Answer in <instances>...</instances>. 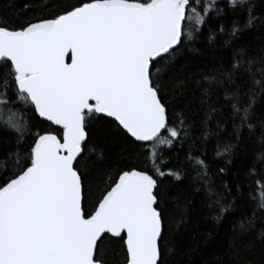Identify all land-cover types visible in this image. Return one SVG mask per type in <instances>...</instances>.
<instances>
[{
	"label": "snow or ice",
	"instance_id": "snow-or-ice-1",
	"mask_svg": "<svg viewBox=\"0 0 264 264\" xmlns=\"http://www.w3.org/2000/svg\"><path fill=\"white\" fill-rule=\"evenodd\" d=\"M9 7L0 264H264V0ZM204 57L177 111L168 86Z\"/></svg>",
	"mask_w": 264,
	"mask_h": 264
},
{
	"label": "trees",
	"instance_id": "trees-1",
	"mask_svg": "<svg viewBox=\"0 0 264 264\" xmlns=\"http://www.w3.org/2000/svg\"><path fill=\"white\" fill-rule=\"evenodd\" d=\"M25 2L26 0H0V9L5 6L14 5V8L9 7V10L7 11L6 15L13 20V23H16L14 17L23 13V8L21 7V5ZM27 2L32 5L33 9L42 8L44 5H51V10L53 12H57L62 10L68 4L77 3L78 0H27ZM41 14L47 15V9L43 13H40L38 11H30L27 13L29 17ZM22 21L23 16H20V22ZM245 43L251 45L254 50H258L260 46L264 45V40H262L259 35L254 34L246 37ZM206 59L207 57L194 60V63L191 65L192 71L188 73V80L184 82L183 88L180 87L179 81L173 84H169L167 89L169 92V98L171 102L175 105L177 111H180L182 109L187 110L189 107L198 105L200 103L199 92L197 90V85L193 82V75L195 73H199L205 70L204 65L201 63V61ZM195 78L198 79L199 77L196 76ZM181 79H183V77H181ZM193 110H195L194 107ZM118 150L119 148H117V151ZM125 154L129 155L130 153ZM167 186L170 192L173 193L172 197L170 198V207L168 208V213L173 216H178V213L182 209V205L179 204L177 201H179L180 196L183 193V186L178 187L176 182L174 181L168 184ZM99 194L100 193L98 191L94 190L93 198L95 199V197L99 196ZM108 247L111 253L112 249H115L118 246L109 245ZM255 258L257 260L259 259L258 254Z\"/></svg>",
	"mask_w": 264,
	"mask_h": 264
}]
</instances>
